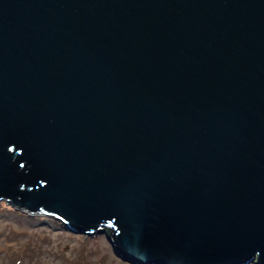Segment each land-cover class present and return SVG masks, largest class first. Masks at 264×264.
<instances>
[{"label": "water", "instance_id": "obj_1", "mask_svg": "<svg viewBox=\"0 0 264 264\" xmlns=\"http://www.w3.org/2000/svg\"><path fill=\"white\" fill-rule=\"evenodd\" d=\"M0 201L128 264H264V0H0Z\"/></svg>", "mask_w": 264, "mask_h": 264}, {"label": "rangeland", "instance_id": "obj_2", "mask_svg": "<svg viewBox=\"0 0 264 264\" xmlns=\"http://www.w3.org/2000/svg\"><path fill=\"white\" fill-rule=\"evenodd\" d=\"M0 264L128 263L113 255L104 234H73L50 216L0 201Z\"/></svg>", "mask_w": 264, "mask_h": 264}]
</instances>
